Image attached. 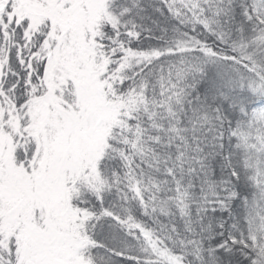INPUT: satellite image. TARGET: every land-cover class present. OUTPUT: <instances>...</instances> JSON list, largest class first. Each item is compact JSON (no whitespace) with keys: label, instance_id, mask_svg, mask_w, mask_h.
I'll list each match as a JSON object with an SVG mask.
<instances>
[{"label":"snow or ice","instance_id":"1","mask_svg":"<svg viewBox=\"0 0 264 264\" xmlns=\"http://www.w3.org/2000/svg\"><path fill=\"white\" fill-rule=\"evenodd\" d=\"M0 264H264V0H0Z\"/></svg>","mask_w":264,"mask_h":264}]
</instances>
